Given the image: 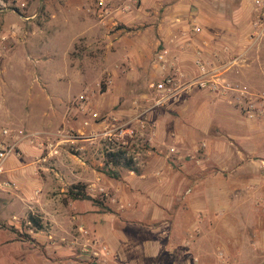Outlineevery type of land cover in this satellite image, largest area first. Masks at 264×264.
<instances>
[{
  "label": "rangeland",
  "instance_id": "374dc122",
  "mask_svg": "<svg viewBox=\"0 0 264 264\" xmlns=\"http://www.w3.org/2000/svg\"><path fill=\"white\" fill-rule=\"evenodd\" d=\"M263 22L264 0H0V149L15 147L0 191L15 168L24 193L0 208V264H264ZM197 61L216 89L155 106L154 86L193 80ZM110 143L138 174L99 172ZM62 161L95 203L55 188ZM50 185L62 220L29 233ZM156 189L168 207L141 198Z\"/></svg>",
  "mask_w": 264,
  "mask_h": 264
},
{
  "label": "crops",
  "instance_id": "0c3cea01",
  "mask_svg": "<svg viewBox=\"0 0 264 264\" xmlns=\"http://www.w3.org/2000/svg\"><path fill=\"white\" fill-rule=\"evenodd\" d=\"M238 13L239 12H236L235 15H239ZM240 24H241V22H239L238 25H240ZM238 25L232 24L231 27L228 28V31L231 32L229 35L233 40H235L234 38H236L235 35L237 33L235 35H232V33L237 31V29L239 28ZM238 31H242V30L238 29ZM14 169L8 170L7 173L9 176H6V177L16 185V189L10 190L9 192H1L0 191V206H1L0 208H5L10 203L22 202L21 197L23 196L24 193H22V189L19 186L20 182L17 179V175L15 173L16 170H14ZM45 171H47V170H45ZM51 172H54L55 176H56V180H53V182L55 183V188L61 187V191H63L62 187H64V185L69 184V181H71V184L77 183V181H79L81 179V176H84V175H82V171L80 170V166L71 165L70 161H69V163L67 161H65V162L62 161L61 164H57L55 171L51 169ZM167 172L170 173L169 170H167ZM48 177H49V179L46 181L51 182L52 181V175H49ZM76 177L78 178V180L74 181V179ZM41 181L46 182L43 179H41ZM84 181H85V183L87 182V180H83V182ZM131 181L134 184H139L140 186H142V189H146V190L151 189L150 187L152 186L150 184V180L148 178L140 179L139 177H134L131 179ZM20 185H21V183H20ZM51 188H52V186L50 185L49 190L45 194L44 203H41V205L37 204L36 202H34V203H28L27 202L28 204L26 207V212L29 214L30 213L29 211H32L33 209L34 210L37 209L38 212L40 213L39 218L41 220L44 219L45 221H48L50 223L51 230L53 231L54 229L57 228L56 224H59L61 222L62 218H60V217L63 213H61V211L56 206L54 207V201L52 200V198H50V194H49ZM141 198H147L145 200H151V199L154 200L153 202L147 203V207H151V206L155 205V202L157 204H160V202H161L164 208H166V206L168 207L170 205L169 202L160 200L159 191H157V189L154 191H150L149 195L144 194L143 196H141ZM141 198L137 199V201H136L137 207L135 209V212L138 213L142 217H144V215H147L150 217L149 219L151 220L155 216V213H154V211H151V209H147V208L144 209L146 202H145V200H141ZM123 199L128 200L129 198L126 196ZM48 207H50V209H47ZM162 210L160 209V210H158V212L160 213ZM34 212L35 211H32V214ZM151 215H153V216L151 217ZM159 219L160 218H159V214H158L156 220H159ZM3 221H5V220H3V218H1V216H0V223H2ZM14 223H15V221L11 222V223L8 222V224L10 226L14 225ZM27 224L30 226L29 227V233H32L31 225L28 222V220H27ZM42 225H45V224L42 222Z\"/></svg>",
  "mask_w": 264,
  "mask_h": 264
},
{
  "label": "built area",
  "instance_id": "2783aa9c",
  "mask_svg": "<svg viewBox=\"0 0 264 264\" xmlns=\"http://www.w3.org/2000/svg\"><path fill=\"white\" fill-rule=\"evenodd\" d=\"M259 4L260 1H257ZM260 29H264V22L260 24ZM195 32H200V28L196 27L194 28ZM259 34V33H258ZM257 34V35H258ZM255 37V36H253ZM257 39V37H255ZM196 65L198 69L200 70V73L198 76H196L193 80H190L189 82L178 85L175 78L172 75H166L163 77V79L156 84L155 90L158 93V98L155 100V106H163L168 101L176 98L178 94H180L182 91L190 90L191 87H196L198 89H208V90H215V82L209 81L206 79L207 76H211L213 72L217 71L216 69L212 71H207L205 67L199 62H196ZM94 118H96V114L94 115ZM87 124V123H86ZM2 134H6L7 130H2ZM120 146H117L116 148H119ZM14 144L8 146V147H1L0 149V173L4 172V161L9 157L11 154H15L14 150ZM123 149V148H122ZM126 152V151H125ZM126 157L130 158L132 160V163L134 164V167L136 166V156H129V154L126 152ZM3 185L10 186L8 182H4Z\"/></svg>",
  "mask_w": 264,
  "mask_h": 264
},
{
  "label": "trees",
  "instance_id": "16d2710c",
  "mask_svg": "<svg viewBox=\"0 0 264 264\" xmlns=\"http://www.w3.org/2000/svg\"><path fill=\"white\" fill-rule=\"evenodd\" d=\"M110 148L104 150V162L103 167L99 170L100 173L105 176L118 180L121 176V171H132L138 174V170L134 167L132 160L126 157V152L120 146L116 148L114 144L110 143ZM66 201H92L95 200L91 198L86 193V186L83 183L72 184L66 192ZM28 222L31 225V229L35 231H40L43 228L42 221L38 216L33 214L28 215Z\"/></svg>",
  "mask_w": 264,
  "mask_h": 264
}]
</instances>
